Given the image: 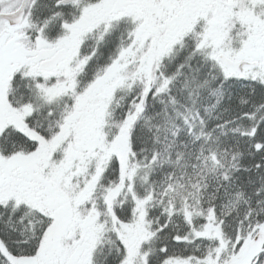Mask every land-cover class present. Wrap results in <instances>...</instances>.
Wrapping results in <instances>:
<instances>
[{
  "label": "snow or ice",
  "instance_id": "6c2138e0",
  "mask_svg": "<svg viewBox=\"0 0 264 264\" xmlns=\"http://www.w3.org/2000/svg\"><path fill=\"white\" fill-rule=\"evenodd\" d=\"M0 264H264V0H0Z\"/></svg>",
  "mask_w": 264,
  "mask_h": 264
}]
</instances>
